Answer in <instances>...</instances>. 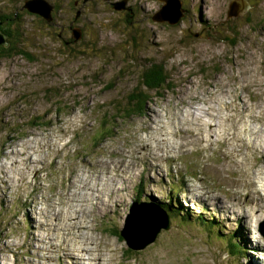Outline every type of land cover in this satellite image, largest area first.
Wrapping results in <instances>:
<instances>
[{"label":"rangeland","instance_id":"374dc122","mask_svg":"<svg viewBox=\"0 0 264 264\" xmlns=\"http://www.w3.org/2000/svg\"><path fill=\"white\" fill-rule=\"evenodd\" d=\"M48 1L51 22L24 8L0 56V264H264V0L233 17L182 0L173 24L151 19L160 0ZM154 62L170 79L149 92Z\"/></svg>","mask_w":264,"mask_h":264},{"label":"trees","instance_id":"16d2710c","mask_svg":"<svg viewBox=\"0 0 264 264\" xmlns=\"http://www.w3.org/2000/svg\"><path fill=\"white\" fill-rule=\"evenodd\" d=\"M20 13L18 11V16L15 18V14H0V18L3 19V22H5L2 26H1V31L5 32L7 34V38L9 41V44H11V48L9 49H16L18 47L19 40H20V33L19 32H15L11 30V26L12 24H16V21L19 20V17L21 16V14L23 13L22 10H24V7L22 6L20 8ZM27 10V9H26ZM22 12V13H21ZM27 12L31 13L29 10H27ZM17 14V13H16ZM40 16V15H39ZM11 17V18H10ZM22 19V17L20 18V20ZM152 19V18H151ZM46 21V19H45ZM18 25L21 26V24L18 23ZM18 28V26H17ZM7 50V48L4 46V44L0 45V56L1 54L5 53L3 51ZM19 51V50H17ZM15 51V52H17ZM24 53L25 51L22 50L20 48V51ZM170 79V76L167 74L164 65L162 63L159 62H154L152 64H149L143 74H142V83L141 86H143L144 88H146V91L152 92V91H159V89H161L166 83H168ZM148 98L144 97L142 91L141 92H137L134 93L133 96L131 97V101L135 102L134 106L132 107L133 111H140L142 109V106L144 104L145 101H147ZM166 216H169L170 220L171 219H175L174 217V210H173V206H169V204L165 205H161L160 206ZM199 221H202L203 223L205 222H210L207 223L208 227L211 226L213 228H220L219 226V222L215 221L214 219H207L204 218L203 216H198ZM173 221V220H172ZM123 237V236H122ZM125 238V237H124ZM226 241L230 242V248L232 249L231 254L236 255V254H240L243 249L240 245H238L236 242H234V240H232L231 236L226 235V237L224 238Z\"/></svg>","mask_w":264,"mask_h":264},{"label":"water","instance_id":"95a60500","mask_svg":"<svg viewBox=\"0 0 264 264\" xmlns=\"http://www.w3.org/2000/svg\"><path fill=\"white\" fill-rule=\"evenodd\" d=\"M160 1H164L166 4H164L160 10H158L154 15H152L153 20L159 22L168 21L169 23L173 24L179 22L184 17L185 8L182 5L183 4L182 0H160ZM126 2L127 0H123L121 2L114 4L113 6L116 10H123L126 8ZM250 6L251 4L248 2V0H231L228 15L229 17H233L243 14L249 9ZM23 7L29 10L31 13H36L38 15H41L42 18L48 19V22H51V20L53 19L52 16L53 5L48 0H27L25 5H23ZM0 23H2L1 20ZM73 33H74L73 36L76 40L82 37V29L79 30L73 29ZM6 38L7 35L4 32L0 31V45L4 43L6 45L8 44V42H6L7 41ZM170 223L171 221L170 219H168V224ZM123 234L126 237L128 243H130L132 240L129 241L125 233Z\"/></svg>","mask_w":264,"mask_h":264},{"label":"bare ground","instance_id":"6f19581e","mask_svg":"<svg viewBox=\"0 0 264 264\" xmlns=\"http://www.w3.org/2000/svg\"><path fill=\"white\" fill-rule=\"evenodd\" d=\"M34 14H36V13H34ZM38 15V14H37ZM41 16V15H40ZM45 19V18H44ZM47 21H48V19H46ZM205 107V106H204ZM200 108L201 107H196V106H192V109H194L196 112L197 111H200ZM205 109H203V111H204ZM192 113H194L195 114V112H192ZM206 113V112H205ZM204 113V114H205ZM211 112H208V114L206 113L205 115H207V116H210L209 114H210ZM219 113H222V111H220ZM233 115V114H232ZM186 116V114L184 115V117ZM230 117V116H229ZM233 117V116H232ZM152 119V118H151ZM155 120V119H154ZM195 120H196V118H195ZM151 121V120H150ZM182 123H183V121H181ZM153 123V122H152ZM156 123V122H155ZM199 125V124H198ZM203 125V122L200 124V126H202ZM153 128V127H152ZM190 129V128H189ZM192 130H194V128L192 127L191 128ZM251 129V128H250ZM199 130H201V128H199ZM195 131V130H194ZM256 131H258V130H256ZM260 131V130H259ZM254 132H255V130H254ZM260 133V132H259ZM262 137V136H261ZM149 138H150V136H149ZM153 138V137H152ZM262 139V138H261ZM258 140V139H257ZM261 141L262 142H264V139H262V140H258V141H256V143H259L258 145V149H261L262 148V154H264V148L263 147H261L260 146V143H261ZM264 145V144H263ZM26 155H27V153H26ZM29 157V156H28ZM27 157V158H28ZM103 179V178H102ZM105 180H106V178H105ZM104 180V181H105ZM259 193H260V190L259 189H257V191H256V194H258V196H259ZM260 197V196H259ZM74 198V197H73ZM139 198V197H138ZM253 198V197H252ZM263 199V198H262ZM145 207V206H144ZM142 208L140 211H138V213L140 214V216H142V218H143V221H142V223H140L139 225H137L136 224V230L139 232V233H143V232H146V231H148V230H152L155 226H156V219H155V217L153 216V214L151 213V212H149V211H147L145 208ZM137 209V208H136ZM77 214V213H76ZM81 215V214H80ZM82 216V215H81ZM139 216V217H140ZM78 217V216H77ZM82 219V218H81ZM135 226V225H134ZM143 235H144V233H143ZM85 236L86 235H84V234H82L81 235V240L78 242V243H83V242H85ZM91 236V235H90ZM91 238V237H90ZM73 240V239H72ZM90 240V239H89ZM70 241V240H69ZM90 243V241L89 242H87L86 241V243H85V246L84 247H80V249H84V251H87V252H91V248H88V247H86L88 244ZM71 245L73 246V245H76V244H72V242L70 243V244H68V245H66V247L68 246H70L71 247ZM242 247V246H241ZM77 250V249H76ZM73 252V251H72ZM76 253V252H75ZM91 255H92V252L90 253ZM71 255V257L72 258H74L75 260H76V263H78L79 261H80V259L77 257V255H75V254H73V253H71L70 254ZM95 255V254H94ZM82 259H83V257H82ZM96 260H97V258H95ZM82 261V260H81Z\"/></svg>","mask_w":264,"mask_h":264},{"label":"flooded vegetation","instance_id":"af4514ba","mask_svg":"<svg viewBox=\"0 0 264 264\" xmlns=\"http://www.w3.org/2000/svg\"><path fill=\"white\" fill-rule=\"evenodd\" d=\"M25 2H26V0H24ZM78 2H77V0L75 1V5H78L77 4ZM24 5H25V3H24ZM22 7V6H21ZM82 9L81 10H77V12H76V15H75V20H78V22H79V20H80V16L82 15ZM39 16V15H38ZM40 17V16H39ZM41 19H43L42 17H40ZM77 22V23H78ZM70 27H72L73 28V23H71V26ZM83 32V31H82Z\"/></svg>","mask_w":264,"mask_h":264}]
</instances>
